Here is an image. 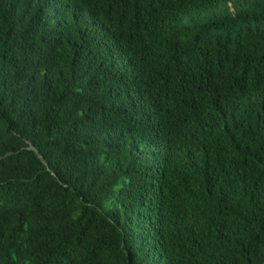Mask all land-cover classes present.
I'll return each mask as SVG.
<instances>
[{
	"label": "trees",
	"instance_id": "obj_1",
	"mask_svg": "<svg viewBox=\"0 0 264 264\" xmlns=\"http://www.w3.org/2000/svg\"><path fill=\"white\" fill-rule=\"evenodd\" d=\"M0 264H264V0H0Z\"/></svg>",
	"mask_w": 264,
	"mask_h": 264
}]
</instances>
